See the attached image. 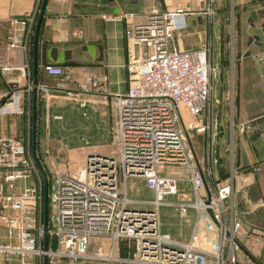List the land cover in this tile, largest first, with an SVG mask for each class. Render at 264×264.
Returning <instances> with one entry per match:
<instances>
[{"label": "built area", "instance_id": "1", "mask_svg": "<svg viewBox=\"0 0 264 264\" xmlns=\"http://www.w3.org/2000/svg\"><path fill=\"white\" fill-rule=\"evenodd\" d=\"M191 1L209 12L214 3ZM196 10L181 6L153 10L142 23L136 22L133 12L114 17L124 24L131 48L128 91L115 94L110 102L117 116L118 156L98 158L95 186L85 173L77 178L57 174L49 191L53 212L48 219L47 250L44 183L29 139L0 136V229L5 233L0 242V264H30V260L43 264L44 258L48 264H82L91 259L118 264H238L236 252L242 247L237 237L242 224L231 203L233 180L212 188V169L199 165L187 139L192 132L206 136V156L211 161L216 135L210 133L205 119L211 92L210 49L202 43L182 50L176 39L178 33L186 31L188 17ZM38 15L37 9L28 20L17 22L26 29L21 36L11 38L10 47L21 45L27 50ZM74 35L82 38L83 32L78 30ZM256 59L264 61V53ZM45 71L55 78L57 90L79 97L67 87L63 67L46 65ZM0 75L8 86L15 87L0 92V117L22 116L23 98L33 90L31 67L28 63L0 64ZM25 80L28 82L23 85ZM79 87L82 93L88 92L98 87V82L89 77ZM183 169L184 178L175 171ZM163 171L170 175H163ZM133 178H142L154 192L156 201L151 210L135 209L127 198L118 199L121 187L126 188ZM187 180L192 185L190 199L176 206L182 216L194 209L198 220L190 243L180 245L161 230L159 209L162 200L176 194L179 184ZM201 232L214 236L207 242L209 248L199 246ZM95 241L98 246L91 254ZM121 241L130 249L135 245L125 258L116 255Z\"/></svg>", "mask_w": 264, "mask_h": 264}, {"label": "crops", "instance_id": "2", "mask_svg": "<svg viewBox=\"0 0 264 264\" xmlns=\"http://www.w3.org/2000/svg\"><path fill=\"white\" fill-rule=\"evenodd\" d=\"M40 1L0 0V64L22 65L28 63L31 67V80L33 75L34 34L28 43L27 50H24L21 45L10 47L9 44L11 38L16 35L21 36L26 29L17 22L26 21L36 13ZM263 2L264 0H251L253 5L251 23L253 35L246 42L252 48L250 56L253 58L264 53ZM175 5V3H172L168 8L176 7ZM177 6H182V4L177 3ZM195 6L198 5L191 0H185L183 5V7L193 8ZM168 8L161 11H166ZM147 9L149 7L140 0L136 2H132V0H48L37 42V98L41 95L48 99L54 97L53 94L56 92L63 93L55 88V78L45 71L46 65L61 66L67 73L69 86L76 90L89 77L97 80L98 87L82 93L84 104L88 106L90 114H97L101 118L99 123L102 126L105 124L108 126L111 121L114 122V119H110L112 115H106V110L111 108L110 102L115 94H126L128 91L129 58L131 55L130 45L124 36V24L115 21L114 17L123 12H133L137 14L136 22L142 23L146 19ZM191 20L197 23V19ZM78 30L83 32L82 38L74 35ZM176 39L178 47L182 50L194 49L200 45V43L196 45L197 42L186 36L185 33H178ZM253 64L254 69L251 70L250 79L253 86L252 103L264 107L262 93L264 91V89L262 90L264 88V61H261V63L254 62ZM241 74L243 77V71ZM3 81L5 82L4 79ZM27 82L28 80H25L22 84L24 85ZM9 89H11L10 86L6 84V88L0 89V92H6ZM25 97L30 96L25 95ZM22 104L23 108L26 109L30 106V103L26 102L25 99H23ZM28 111L27 114L25 113L22 116L0 117V136L23 138L25 135L19 134L20 129L15 119H29ZM57 117L60 116H54L53 118L58 119ZM246 124L250 126L252 132H255L258 141L264 139V114L251 120L241 119L239 121V126ZM240 128L238 129L240 130ZM236 147L235 159L230 154L219 155V165L213 172L209 183L212 188H216L217 185L227 179L231 178L233 180L234 194L231 203L234 207V216L240 223L242 222V229L238 235L239 243L242 244L244 251L246 249L249 251V246L244 243L249 227L243 221L245 220L249 224L248 219H254L256 226L254 227L255 231L252 232L253 240L254 243L260 244L261 255L264 257V254H262L264 228L259 225L263 220L261 214L264 215V145L258 142L254 147L256 150L251 151L246 135L238 133ZM249 166L252 167V170L247 171L248 173L245 174V169H248ZM185 184H189L192 188L190 182H181L178 188L179 192L182 191V194L178 196V200L175 201L176 204H183L190 199ZM133 208L152 209L151 205L143 207V205L138 204L133 205ZM170 211L171 214H174L173 216L177 215L179 217L178 227L165 224L164 226L161 225V230L170 234L173 241L180 245L190 243L191 236L197 226L196 211L189 209L188 214L182 216L176 205L171 206ZM4 235V230L0 229V242L4 240ZM201 237L202 241L199 246L202 249L209 248L207 242L212 241L214 236L201 232ZM97 246L98 244L94 245V247ZM247 250L243 252L245 259L252 261ZM118 251L119 248L116 251L117 256H128L125 246L123 251H120V255ZM252 254L254 257L256 255L255 251H252ZM262 261L264 260L262 259ZM252 263L258 264L259 262L257 260L252 261ZM30 264H34V261L30 260ZM240 264L242 263L240 262Z\"/></svg>", "mask_w": 264, "mask_h": 264}, {"label": "rangeland", "instance_id": "3", "mask_svg": "<svg viewBox=\"0 0 264 264\" xmlns=\"http://www.w3.org/2000/svg\"><path fill=\"white\" fill-rule=\"evenodd\" d=\"M42 1L38 5L40 12ZM137 0H132L136 2ZM139 1V0H138ZM145 2L147 14L153 10L159 9L160 11L171 6L172 3L182 4L183 7L185 0H140ZM264 5V2H263ZM174 6L168 9H173ZM188 8V7H186ZM196 11L188 17V28L185 33L191 39H194L198 45L205 43L210 49V64H211V92L207 104L205 119L208 120L210 125L211 134L216 135V140L212 144L211 161L207 160L206 154V136L192 132L188 134L189 149L194 154L196 161L204 168L210 167L212 172L217 169L213 161L219 162V155L230 154L232 158L236 155V137L238 133L246 135L250 150H256L254 147L259 143L264 145V139L255 137V132L250 130L249 125H243L244 131L238 128L241 119H253L256 116L264 114V107H259L252 103L253 86L250 82L251 70L254 69V62H257L256 57L250 56L252 48L246 42L249 37L253 35L252 32V11L253 5L251 0H214L210 12L206 7H194ZM191 7L192 10H194ZM125 13V12H123ZM190 18V19H189ZM191 19H197L194 23ZM193 22V23H192ZM199 45V46H200ZM1 63V62H0ZM244 76L242 77L241 72ZM248 74V76H246ZM69 81V80H68ZM67 87L79 93V97L66 96L63 93H54L52 98L45 99L41 95L36 100V123H35V145L37 158L47 175V180L52 183L55 182L57 174L67 177H79L85 173L89 177L91 185H97L96 168L98 158L102 155L114 159L118 156L117 135L115 130L116 112L111 107L106 115H112L109 125L102 126L99 121L101 118L97 114H90L89 108L84 104L82 98V89L77 87V90L69 86ZM3 84V77L0 75V85ZM55 84V82H54ZM1 87V86H0ZM262 88V87H261ZM264 88H262L263 90ZM79 90V91H78ZM264 96V91L262 92ZM27 95V94H25ZM30 97H25L26 102L30 103L29 108L24 107V114H29V119H15L19 127V134L27 136L29 139V149L32 146V133H33V90ZM32 102V103H31ZM23 114V115H24ZM54 116H60L54 119ZM108 119V118H107ZM92 156V157H91ZM206 158V159H205ZM235 159V158H234ZM246 167V165H245ZM244 167V168H245ZM245 174L252 170V167L245 169ZM179 175L184 178L186 176L185 170H175ZM248 171V172H247ZM121 173V172H119ZM163 175H170L169 171H163ZM227 174V173H226ZM122 178V174H120ZM227 178V177H226ZM123 182V181H122ZM186 182H189L188 180ZM186 190L189 195L192 194V188L189 184H185ZM49 189V183H48ZM120 190V188H119ZM185 190V189H183ZM186 191V192H187ZM120 197L127 198L133 205H151L154 206L156 196L153 191L147 188L142 178L129 179L127 187H121L119 191ZM182 191L174 195L166 196L160 207V223L161 225H173L178 227L180 221L177 215L171 214L170 207L176 205L175 201ZM188 195V196H189ZM95 199H92L93 202ZM42 200V208H43ZM172 210V209H171ZM53 208L48 198V219L52 215ZM263 220L259 225L264 228V215ZM249 227L247 230L246 238L244 239L245 245L249 246L248 254L258 264H264V257L261 255L260 244L254 243L252 232L255 231L254 219H248V222L243 221ZM242 223V222H241ZM257 223V221H256ZM253 227V228H251ZM246 229V227H245ZM251 235V236H250ZM250 236V237H249ZM239 243V238L237 237ZM119 243L120 251H123L125 246L126 250L133 252L135 245L131 249L128 248L126 242ZM97 245V242L95 241ZM94 244V245H95ZM126 244V245H125ZM240 244V243H239ZM91 246V254L96 247ZM242 247V244H240ZM260 249V254H259ZM243 250V251H242ZM245 250V251H246ZM256 255L253 257L252 251ZM242 248L236 252L237 263L248 264L252 263L251 260L245 259V252ZM264 254V248L263 252ZM126 256H121L125 258ZM262 257V259H261ZM261 260V261H260ZM35 264V263H34ZM39 264V263H37ZM82 264H118V263H101L100 261L91 259L84 261ZM253 264V263H252Z\"/></svg>", "mask_w": 264, "mask_h": 264}, {"label": "water", "instance_id": "4", "mask_svg": "<svg viewBox=\"0 0 264 264\" xmlns=\"http://www.w3.org/2000/svg\"><path fill=\"white\" fill-rule=\"evenodd\" d=\"M48 0H43L41 4V9L39 12V16L37 19L36 27H35V33H34V41H33V51H34V58H33V75H32V84H33V133H32V146H31V153L33 160L37 166V169L43 179L44 183V201H43V223H44V230H45V236H44V250H47L46 247V241L48 236V198H49V189H48V180L47 175L45 174L38 158L36 155V145H35V123H36V100H37V42H38V36H39V30L40 26L44 17L45 9L47 6ZM11 89H14L15 87L10 85ZM43 264H48L47 258H44Z\"/></svg>", "mask_w": 264, "mask_h": 264}, {"label": "trees", "instance_id": "5", "mask_svg": "<svg viewBox=\"0 0 264 264\" xmlns=\"http://www.w3.org/2000/svg\"><path fill=\"white\" fill-rule=\"evenodd\" d=\"M1 87H0V89H4V88H6V84H5V82L3 81V84H1L0 85ZM48 183H49V191H50V188H51V181H48ZM125 243V242H124ZM126 245V244H125Z\"/></svg>", "mask_w": 264, "mask_h": 264}, {"label": "bare ground", "instance_id": "6", "mask_svg": "<svg viewBox=\"0 0 264 264\" xmlns=\"http://www.w3.org/2000/svg\"><path fill=\"white\" fill-rule=\"evenodd\" d=\"M186 119H187V117H186Z\"/></svg>", "mask_w": 264, "mask_h": 264}]
</instances>
